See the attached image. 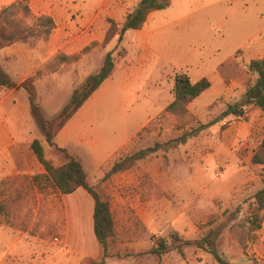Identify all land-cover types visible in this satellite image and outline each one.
Returning a JSON list of instances; mask_svg holds the SVG:
<instances>
[{
  "label": "rangeland",
  "instance_id": "rangeland-1",
  "mask_svg": "<svg viewBox=\"0 0 264 264\" xmlns=\"http://www.w3.org/2000/svg\"><path fill=\"white\" fill-rule=\"evenodd\" d=\"M12 18L26 26L36 21L24 17L19 8ZM120 25L117 24V29ZM133 35L132 30L126 31L119 44L117 33L105 44L103 38L71 60L77 61L94 50V55L85 60L86 75L101 66L108 52L112 53L115 68H141L138 63L141 52L135 50ZM168 37V45L196 46L203 66L189 69L192 79L203 73L216 77L212 67L218 55L211 52L210 38L205 35L193 40L180 35ZM173 49L166 48L168 53ZM142 67L139 80L129 83L128 91L121 93V98L118 91L112 90L91 103L84 124L86 133L81 134H88L89 142L95 143V156L92 146L86 148L87 144L71 139L61 148L65 152L48 146L45 158L56 166L66 161L65 153L78 160L88 184L108 201L114 221L109 264H218L210 253L193 245L185 246L182 254L172 250L156 256L148 251L160 239H168L171 233L184 240H195L223 221H227L226 227L216 240L221 258L229 264L258 263L253 252L257 230H252L247 217L253 196L264 181V165L252 163V157L264 142V126L253 127L248 134H235L231 143H223L230 123L246 120V114L256 107L248 108L244 118H223L184 144L159 149L129 169L104 178L119 156L173 140L190 132L197 123L214 120L228 104L241 103L246 88L255 81V74L248 64L236 63L235 67L224 64L222 77L232 95L214 99L209 91L200 99L204 108L194 111L187 108L189 116H176L165 112L166 107L154 113L172 99L173 77L183 70L165 63L159 66L156 62ZM50 68L55 69L56 65ZM74 71L77 75L67 71L59 80L38 88L45 119L53 118L73 89L84 81L85 76L78 73L82 67ZM0 91L3 98L8 89ZM13 101L15 105L27 104L25 91L20 89L14 93V98L5 101L3 106L10 107ZM255 116L264 122V113ZM36 125L38 135L44 140ZM130 135L134 137L113 153L114 147ZM41 184L45 185L43 181ZM92 208L91 196L81 188L62 195L49 185L33 190L22 176L4 181L0 186V264H43L46 256L44 264H60L66 254L75 256L77 251L84 252L85 264H88L92 261L87 259L88 254L99 245L92 232Z\"/></svg>",
  "mask_w": 264,
  "mask_h": 264
},
{
  "label": "crops",
  "instance_id": "crops-1",
  "mask_svg": "<svg viewBox=\"0 0 264 264\" xmlns=\"http://www.w3.org/2000/svg\"><path fill=\"white\" fill-rule=\"evenodd\" d=\"M138 1L0 0V11L6 6L22 2L28 8V18L32 21L45 15L49 16L54 23V28L45 40L13 43L1 48L0 64L17 84L35 76L34 86L40 103L41 95L38 89L40 86L59 80L67 71L75 74V68L79 67H82V71L78 72L79 75L86 77L88 74L83 72L86 57L94 55L95 51L92 50L88 56L82 55L77 61L62 63L56 61V56H78L92 43L101 42L108 27L106 20L122 24ZM132 31L135 50L141 52L138 61L141 68L139 66L115 68L114 65L110 77L56 134L54 138L56 148H63L64 144L72 139L80 144H87L86 148L92 146L95 156L97 154L95 143L89 142L88 134H81L86 133L84 124L91 103L106 91L116 90L121 98V93L128 91L129 83L139 80L138 74L144 69L142 66H148L154 62L159 66L160 63H165L181 68L182 73L187 74L192 82L203 78L208 80L209 87L188 104L187 108L192 111L204 108L205 105L200 99L209 91L214 99L233 93L224 83L222 67L224 64L235 67L236 63L247 65L250 61L264 58V0H171L165 9L153 11L147 15L140 32ZM174 35L186 36L192 40L202 35L210 38L213 43L211 52L214 56L218 55L212 67V71L217 72L216 77L211 75L213 78H210L207 73H203L192 79L189 69L194 66L196 68L203 66L201 56L196 53V46L192 48L191 45L185 46L183 43L168 45L167 41L170 40L168 36ZM166 48H174L175 52L168 53ZM51 65H56V68L51 69ZM37 72L39 75L36 76ZM19 90H8L5 96L0 98V186L6 180L22 176L35 190L36 185L32 177L45 174V171L32 153L30 144L35 139L39 140L44 155L48 145L38 135L37 125L30 113L28 103L15 105L13 101L12 106H3L5 101L14 98V93ZM2 92L0 91V95ZM171 100L166 101L154 114L164 110ZM260 112L264 113L255 108L254 111L246 114V120L230 123L225 130L223 143H231L233 137L240 135V132L248 134L251 133V128L260 129L264 126V122L259 121L255 116ZM133 137L134 135H130L122 140L114 147L113 153L124 147ZM47 160L50 161V159ZM53 166L56 167V165ZM100 247V245L93 247V252L88 254L87 259L99 261L102 257ZM253 252L258 264H264V215L260 228L256 231ZM47 259L46 256L41 263L44 264ZM85 259L84 252L77 251L75 256L66 254L60 264H85ZM110 259L106 257L105 264H109Z\"/></svg>",
  "mask_w": 264,
  "mask_h": 264
},
{
  "label": "trees",
  "instance_id": "trees-1",
  "mask_svg": "<svg viewBox=\"0 0 264 264\" xmlns=\"http://www.w3.org/2000/svg\"><path fill=\"white\" fill-rule=\"evenodd\" d=\"M171 0H139L136 7L130 12L124 22L117 29V24L112 20H107L109 25L103 43L109 42L117 33V44L122 40V36L128 30H137L142 27L146 17L153 11L163 10L169 6ZM19 8L24 17L29 16V10L22 2L14 3L4 7L0 11V49L13 43H30L31 41L45 40L54 28V23L49 16H39L32 26L20 24L12 16ZM91 45H96L92 43ZM84 48L81 52H87ZM77 56L65 57L56 56L59 63L69 62ZM249 69L255 74L253 84L248 86L244 92V100L241 103L228 104L222 113L205 124L197 123L190 132H184L177 138L169 140L163 144L155 143L152 147L141 149L130 155L119 156L105 173L104 178L129 169L136 161L146 158L159 149L174 147L177 144H184L190 137L196 136L201 131L212 126L219 120L226 117H245L247 109L256 107L264 111V58L253 60L248 63ZM114 62L112 53L104 55L101 66L93 73L87 75L84 81L75 87L64 106L51 119H45L39 103L38 94L34 86V77L27 78L20 84L13 81L12 77L3 69L0 64V90L1 89H23L27 95L30 113L38 124L41 135L49 147L54 146V138L59 130L68 122L84 102L100 87V85L112 74ZM39 72L36 73V76ZM206 79L192 82L187 74L176 73L173 77L171 88L172 100L166 106L165 112L176 116H189L187 106L209 87ZM56 148V147H55ZM30 149L36 157L38 163L43 167L45 174L34 175L33 182L38 190H42L45 185L51 186L59 194L68 195L77 188L86 191L93 200L92 208V232L94 238L102 248V257L99 261H91L88 264H105L104 259L109 256V243L114 232V221L110 212L109 203L101 194L94 191L88 184L86 173L81 163L65 153L66 161L62 165L53 166L44 156L43 147L39 140L35 139L30 144ZM59 149V148H58ZM65 152L64 149H59ZM252 163L264 165V142L259 146L252 157ZM41 181L45 185L41 184ZM2 210H0L1 212ZM264 215V181L262 188L253 196L252 205L248 209L247 223L252 230L260 228ZM227 221L211 227L205 234L195 240L182 239L178 234L171 233L169 238H162L156 242L148 253L160 256L169 251L176 250L183 253L185 246L193 245L198 249L206 250L211 254L218 264H229L221 258L217 250L216 240L226 227ZM258 264V263H254Z\"/></svg>",
  "mask_w": 264,
  "mask_h": 264
}]
</instances>
